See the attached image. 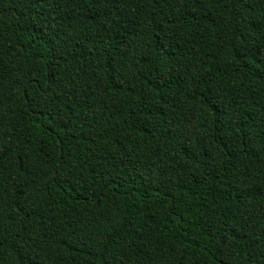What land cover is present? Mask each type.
Listing matches in <instances>:
<instances>
[{
	"label": "trees",
	"instance_id": "16d2710c",
	"mask_svg": "<svg viewBox=\"0 0 264 264\" xmlns=\"http://www.w3.org/2000/svg\"><path fill=\"white\" fill-rule=\"evenodd\" d=\"M0 264H264V0H0Z\"/></svg>",
	"mask_w": 264,
	"mask_h": 264
}]
</instances>
